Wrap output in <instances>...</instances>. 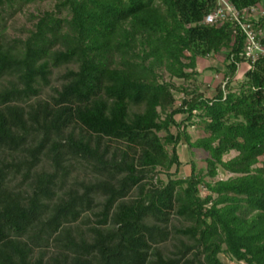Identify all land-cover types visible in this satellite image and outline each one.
Listing matches in <instances>:
<instances>
[{"label":"trees","instance_id":"16d2710c","mask_svg":"<svg viewBox=\"0 0 264 264\" xmlns=\"http://www.w3.org/2000/svg\"><path fill=\"white\" fill-rule=\"evenodd\" d=\"M221 2L264 0H0V264H264V57L204 22ZM222 52L202 91L199 59Z\"/></svg>","mask_w":264,"mask_h":264},{"label":"rangeland","instance_id":"374dc122","mask_svg":"<svg viewBox=\"0 0 264 264\" xmlns=\"http://www.w3.org/2000/svg\"><path fill=\"white\" fill-rule=\"evenodd\" d=\"M53 4L50 2L47 3H37L31 6L26 7L22 13H17L12 19L9 20L8 23V35L11 37H14L16 35L20 34V31L23 28H29V14L30 13H37V11H45L50 10L52 8ZM255 17L257 15H264V2L260 6L259 9H255L254 12ZM226 54L225 53H219L217 55L208 57L206 59H199L198 61V72L200 73V76L198 78V82L200 85V88L202 91H206L208 87L211 89H214L223 79V71H224V60H225ZM247 70V65L243 64L240 66L239 72H238V79L243 80V74ZM65 68H60L54 70V73L51 77V87H58L60 85V77L65 73ZM168 80V78H166ZM50 88H46L42 94V97H46L48 94H50ZM213 91L207 92V96H212ZM179 95H177L178 99ZM180 119V118H179ZM188 133L192 135L194 139L200 138L204 136V133L202 129H198L197 127H189ZM163 136V134H162ZM181 157L182 161L184 163H188L191 159V155L189 154L186 147L181 148ZM236 154L232 153L229 157L226 158V160L235 157ZM208 157V155L202 151H194V154L192 158L196 161V164L198 168H205L206 163L205 160ZM190 175V167L184 166L181 168L179 176L184 178ZM230 175L224 174L222 172H219V175L216 180L218 179H227ZM222 260L226 264H235L231 263L226 257L222 256Z\"/></svg>","mask_w":264,"mask_h":264},{"label":"built area","instance_id":"2783aa9c","mask_svg":"<svg viewBox=\"0 0 264 264\" xmlns=\"http://www.w3.org/2000/svg\"><path fill=\"white\" fill-rule=\"evenodd\" d=\"M222 7L205 18L209 25L221 24L228 19L234 20L246 35V48L244 56L254 63L260 57H264V29H255L252 23H244L243 20L255 16V9L251 8L238 12L231 5L221 2Z\"/></svg>","mask_w":264,"mask_h":264}]
</instances>
